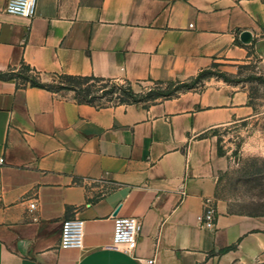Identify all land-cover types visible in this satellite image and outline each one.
<instances>
[{"label": "crops", "instance_id": "crops-1", "mask_svg": "<svg viewBox=\"0 0 264 264\" xmlns=\"http://www.w3.org/2000/svg\"><path fill=\"white\" fill-rule=\"evenodd\" d=\"M5 8L0 0V73L26 64L43 76L136 83L253 62L264 72V0H38L33 19ZM250 100L245 86L212 78L202 91L150 106L99 108L0 79V264H233L258 256L264 221L229 213L217 198L230 162L215 132L254 118ZM207 207L214 229L200 220ZM116 216L141 221L134 252L108 248ZM68 219L85 221L82 249H60Z\"/></svg>", "mask_w": 264, "mask_h": 264}, {"label": "rangeland", "instance_id": "rangeland-1", "mask_svg": "<svg viewBox=\"0 0 264 264\" xmlns=\"http://www.w3.org/2000/svg\"><path fill=\"white\" fill-rule=\"evenodd\" d=\"M212 71L199 80L196 76L185 81L134 83V89L141 95L137 104L150 106L186 91H202L212 78L245 86L256 116L215 132L218 147L230 162L228 171L220 177L217 198L229 213L255 216L264 221V72L254 62L235 66L233 72H227L222 66H214ZM42 79L58 93L76 96L72 91L61 90L57 81H53L55 76H42ZM120 83L125 84L124 80H120ZM96 102L119 104L117 94ZM233 264H264V250L254 258L242 257Z\"/></svg>", "mask_w": 264, "mask_h": 264}, {"label": "trees", "instance_id": "trees-1", "mask_svg": "<svg viewBox=\"0 0 264 264\" xmlns=\"http://www.w3.org/2000/svg\"><path fill=\"white\" fill-rule=\"evenodd\" d=\"M211 73H213L212 69L204 70L198 74L196 79H202L205 75ZM42 76L41 73L33 70L26 64H23L20 69L0 73V79H15L18 84H29L33 87L44 88L57 93L58 91L55 88L43 81ZM53 76H55L53 81H57L60 85V89L74 92L76 95V101L81 104H90L99 108L113 106L104 103H97L96 101L103 98H112V96L116 94L119 103L118 105L137 104V101L141 99V95L134 89V83L128 80H124L125 84H121L120 80L100 78L96 76H71L65 74H56ZM222 76L225 78V75ZM153 82L162 83V81ZM219 153L221 156H224V153L220 148ZM231 249L232 248L224 249L222 253H226Z\"/></svg>", "mask_w": 264, "mask_h": 264}, {"label": "built area", "instance_id": "built-area-1", "mask_svg": "<svg viewBox=\"0 0 264 264\" xmlns=\"http://www.w3.org/2000/svg\"><path fill=\"white\" fill-rule=\"evenodd\" d=\"M38 0H6L5 11L9 15L33 19L37 13ZM5 159L0 158V165H4ZM36 203L30 205L35 210ZM202 225L207 229H214L215 210L207 207L200 218ZM85 221L81 219H68L63 222L61 229L60 249H82L84 247ZM142 231V223L134 217L114 218V232L109 249L124 253L134 252L138 247L139 237ZM154 260L149 261L153 264Z\"/></svg>", "mask_w": 264, "mask_h": 264}, {"label": "water", "instance_id": "water-1", "mask_svg": "<svg viewBox=\"0 0 264 264\" xmlns=\"http://www.w3.org/2000/svg\"><path fill=\"white\" fill-rule=\"evenodd\" d=\"M241 40L245 44H248V43L252 42V34H251V32L245 31L244 33H242Z\"/></svg>", "mask_w": 264, "mask_h": 264}]
</instances>
